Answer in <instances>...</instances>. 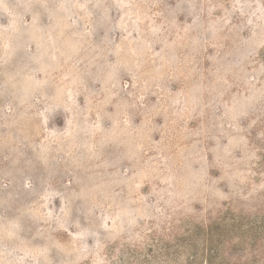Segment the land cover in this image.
I'll return each instance as SVG.
<instances>
[{
    "label": "rangeland",
    "instance_id": "obj_1",
    "mask_svg": "<svg viewBox=\"0 0 264 264\" xmlns=\"http://www.w3.org/2000/svg\"><path fill=\"white\" fill-rule=\"evenodd\" d=\"M0 264H264V0H0Z\"/></svg>",
    "mask_w": 264,
    "mask_h": 264
}]
</instances>
